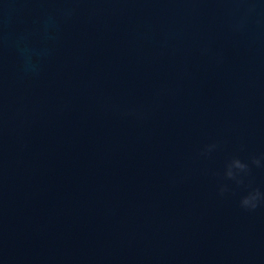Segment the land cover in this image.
<instances>
[{"label": "water", "instance_id": "water-1", "mask_svg": "<svg viewBox=\"0 0 264 264\" xmlns=\"http://www.w3.org/2000/svg\"><path fill=\"white\" fill-rule=\"evenodd\" d=\"M256 189L264 0H0V264H264Z\"/></svg>", "mask_w": 264, "mask_h": 264}, {"label": "clouds", "instance_id": "clouds-1", "mask_svg": "<svg viewBox=\"0 0 264 264\" xmlns=\"http://www.w3.org/2000/svg\"><path fill=\"white\" fill-rule=\"evenodd\" d=\"M214 147V146H209V148ZM254 163H256L257 165L260 164L259 159H255ZM247 165L245 163H243L240 159H234L229 165H228V170H227V177L228 178H235L236 173L233 171V169H239L241 171L246 170L247 169ZM238 183H242V181H238ZM227 188L222 187L221 188V193H223L224 191H226ZM264 197V194H262L259 189H256L252 192H250L248 195L244 196L241 200V205L245 208H252L255 209L258 206V202L260 201V199Z\"/></svg>", "mask_w": 264, "mask_h": 264}]
</instances>
